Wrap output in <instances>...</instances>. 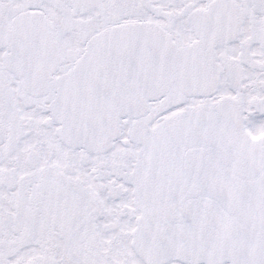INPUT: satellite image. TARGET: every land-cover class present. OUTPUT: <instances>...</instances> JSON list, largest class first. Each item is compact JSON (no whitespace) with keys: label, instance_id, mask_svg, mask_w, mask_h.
I'll use <instances>...</instances> for the list:
<instances>
[{"label":"snow or ice","instance_id":"6c2138e0","mask_svg":"<svg viewBox=\"0 0 264 264\" xmlns=\"http://www.w3.org/2000/svg\"><path fill=\"white\" fill-rule=\"evenodd\" d=\"M0 264H264V0H0Z\"/></svg>","mask_w":264,"mask_h":264}]
</instances>
